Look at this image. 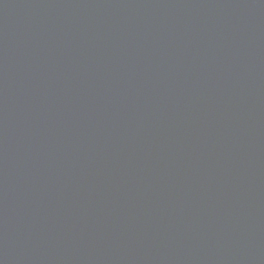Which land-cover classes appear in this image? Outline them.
I'll return each instance as SVG.
<instances>
[{
  "label": "water",
  "instance_id": "obj_1",
  "mask_svg": "<svg viewBox=\"0 0 264 264\" xmlns=\"http://www.w3.org/2000/svg\"><path fill=\"white\" fill-rule=\"evenodd\" d=\"M0 264H264V0H0Z\"/></svg>",
  "mask_w": 264,
  "mask_h": 264
}]
</instances>
